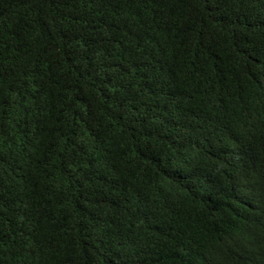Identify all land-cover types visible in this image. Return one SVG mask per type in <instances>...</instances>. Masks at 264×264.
<instances>
[{"label": "trees", "instance_id": "1", "mask_svg": "<svg viewBox=\"0 0 264 264\" xmlns=\"http://www.w3.org/2000/svg\"><path fill=\"white\" fill-rule=\"evenodd\" d=\"M0 264H264V0H0Z\"/></svg>", "mask_w": 264, "mask_h": 264}]
</instances>
